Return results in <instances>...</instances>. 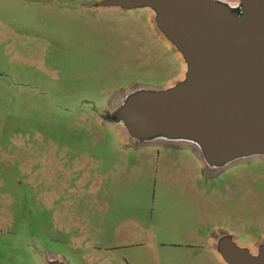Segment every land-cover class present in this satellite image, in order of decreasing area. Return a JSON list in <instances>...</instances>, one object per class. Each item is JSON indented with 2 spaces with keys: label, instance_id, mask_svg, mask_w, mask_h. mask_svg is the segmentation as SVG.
<instances>
[{
  "label": "rangeland",
  "instance_id": "374dc122",
  "mask_svg": "<svg viewBox=\"0 0 264 264\" xmlns=\"http://www.w3.org/2000/svg\"><path fill=\"white\" fill-rule=\"evenodd\" d=\"M151 10L0 0V264H222L195 248L216 227L264 244V155L209 173L180 151L133 153L108 120L183 74Z\"/></svg>",
  "mask_w": 264,
  "mask_h": 264
},
{
  "label": "water",
  "instance_id": "95a60500",
  "mask_svg": "<svg viewBox=\"0 0 264 264\" xmlns=\"http://www.w3.org/2000/svg\"><path fill=\"white\" fill-rule=\"evenodd\" d=\"M120 1L158 10L160 28L191 66L184 86L140 92L123 106L142 113L136 122L148 130L135 131L189 133L214 161L264 155V0H240L242 16L214 0ZM226 257L230 264H264V248L254 258L231 247Z\"/></svg>",
  "mask_w": 264,
  "mask_h": 264
},
{
  "label": "crops",
  "instance_id": "0c3cea01",
  "mask_svg": "<svg viewBox=\"0 0 264 264\" xmlns=\"http://www.w3.org/2000/svg\"><path fill=\"white\" fill-rule=\"evenodd\" d=\"M216 4L221 6L222 8L228 10L231 14L236 16H241L242 12V5L241 2H237L236 0H214ZM153 14V18L155 21H157L158 14L157 11L154 8L148 7ZM165 35V34H164ZM179 51V49H178ZM182 55L181 60L183 62V74L181 78L174 84H172L169 88L163 89V90H170L175 89L184 86L188 81V75L191 72V66L189 63V60L185 54H183L181 51H179ZM162 91V90H159ZM139 94V92H138ZM135 95H127L121 100L119 99L118 102L113 103L114 105H109V107L106 109V113L109 116H113L115 112H117L120 108H122L124 105L129 103V98L133 97ZM116 106H120L118 109H116ZM108 116V117H109ZM111 124L114 126L118 125L120 123V120H113L108 119ZM125 123L123 122L124 125ZM125 126V125H124ZM125 129L126 133L129 136H132L135 139H139V141L142 142L141 145H132L129 148L132 150L133 153H141L145 150H152V152L157 150H164V151H180L182 153H187L191 155L197 163V167L204 171L205 169H208L209 173L214 170L226 168L229 166H232L231 164H240L245 159H248L250 156L246 154H241L237 157H231V158H225L222 160L214 161L210 157V151L208 146L203 144V140H199L195 138L193 135L189 133H173V132H167V131H152L148 134L144 135H134L133 131L129 129L128 127L123 128ZM151 142V143H150ZM196 187V184H193L192 187ZM196 189V188H195ZM194 197H197L196 195H192ZM198 223L192 222V230L199 231V227H201V221L198 220ZM183 223V221H182ZM186 224V223H185ZM202 242L205 244L203 245H197L195 248H202L205 247L204 251L206 252V255L216 260L218 263L222 264H230L226 257V250L228 248H236L240 250L247 251L252 257L258 258L260 256V250L264 248V244L262 242H252V241H242L239 240L236 236V233L232 232L231 230H225V229H217L212 232L210 235L204 236L202 238ZM201 244V243H200ZM257 252V253H256Z\"/></svg>",
  "mask_w": 264,
  "mask_h": 264
},
{
  "label": "flooded vegetation",
  "instance_id": "af4514ba",
  "mask_svg": "<svg viewBox=\"0 0 264 264\" xmlns=\"http://www.w3.org/2000/svg\"><path fill=\"white\" fill-rule=\"evenodd\" d=\"M132 99L133 97H130L129 101H131ZM140 115L142 116V113L138 107H135L133 105H127L125 107L120 108L117 112H115L113 116L107 115V117L109 116L108 117L109 119H113V120L115 119V120H120V121L124 120L125 118V121H132V122L135 121L136 122V120L140 117ZM136 129L137 130H148V127L144 126L142 123V124L137 125ZM135 133L137 132L135 131Z\"/></svg>",
  "mask_w": 264,
  "mask_h": 264
}]
</instances>
